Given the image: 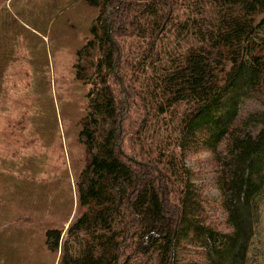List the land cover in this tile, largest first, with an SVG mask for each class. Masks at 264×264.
<instances>
[{
	"label": "trees",
	"instance_id": "1",
	"mask_svg": "<svg viewBox=\"0 0 264 264\" xmlns=\"http://www.w3.org/2000/svg\"><path fill=\"white\" fill-rule=\"evenodd\" d=\"M7 1L0 105L28 33L43 61L33 75H44L52 101L42 36L53 15L41 22L33 2L23 19L21 2ZM74 1L93 18L71 66L85 93L75 121L82 155L68 157L73 181L62 176L68 205L51 222L32 205L9 211L11 196L35 194L42 206L62 179L48 165L43 175L13 173L4 152L0 264H180L191 250L199 260L189 264H248L264 191V0ZM203 154L195 160L215 176L227 231L201 213L199 171L188 161Z\"/></svg>",
	"mask_w": 264,
	"mask_h": 264
},
{
	"label": "rangeland",
	"instance_id": "2",
	"mask_svg": "<svg viewBox=\"0 0 264 264\" xmlns=\"http://www.w3.org/2000/svg\"><path fill=\"white\" fill-rule=\"evenodd\" d=\"M26 1L25 7L23 2ZM30 1L15 0L8 4V0L7 4L17 7L21 2L18 7L23 8V19L30 18L33 13V10L29 9L30 3L33 2L40 6V14L43 17L41 22L46 21L45 17L49 13V16L53 15V22L47 24L45 35L42 37L48 53L50 94L54 99L50 101L47 96L44 75L40 72L33 75L43 61L33 57L31 52L36 46L35 39L28 33L27 46L17 48L22 53L8 69L7 91L4 102L0 105V162L5 152L11 155L8 165L13 173L19 174V168H23V175L29 176L37 171H41L40 175H43L44 168L48 165L46 174H50L52 178L61 177V182L54 183L49 189L48 200L42 206L39 205L35 194L32 196L33 202L30 199L24 202L22 198L11 196V202L7 205L11 212L32 205L37 213L43 214L44 221L51 222L64 215V206L68 205L64 200V178L67 177V182L68 179L69 182L74 179L68 157L71 155L77 162L82 155L75 144V121L84 103L85 88L73 81L71 66L73 53L82 43L86 26L93 18V13L81 3L76 4L78 1L74 0ZM41 25L43 24L39 23L40 29ZM205 155L195 156L188 161L191 167H195L193 169L196 173L199 171L193 182L196 185L202 184L201 213L208 218L207 221L212 226L227 231L222 224L223 214L218 201L219 191L214 185L215 176L209 172L208 165H201V161L195 160ZM201 168H204L205 174L200 173ZM13 183L14 181L11 185ZM256 205L259 219L248 252V264H264V191L257 196ZM70 219L64 224V228ZM188 249L191 250V247ZM188 252L182 254L183 260L180 264L199 260L191 253L192 250ZM38 264L49 263L42 257L38 259Z\"/></svg>",
	"mask_w": 264,
	"mask_h": 264
}]
</instances>
